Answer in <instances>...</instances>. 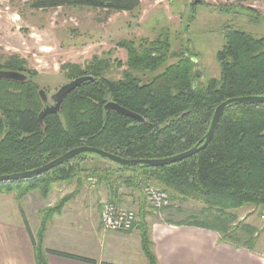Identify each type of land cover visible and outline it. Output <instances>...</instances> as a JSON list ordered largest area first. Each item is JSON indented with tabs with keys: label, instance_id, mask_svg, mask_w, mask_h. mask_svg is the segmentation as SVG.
Instances as JSON below:
<instances>
[{
	"label": "trees",
	"instance_id": "16d2710c",
	"mask_svg": "<svg viewBox=\"0 0 264 264\" xmlns=\"http://www.w3.org/2000/svg\"><path fill=\"white\" fill-rule=\"evenodd\" d=\"M35 9L88 7L112 12H132L139 0H30ZM264 25V17L262 18ZM223 45L215 53L219 76L201 78L193 51L186 48L175 61L166 34L152 40L118 43L127 53L121 77L108 76L111 63L93 57L84 67L62 65L67 81L83 75L87 80L64 99L60 110L38 113L43 103L34 80L37 73L26 60L11 55L0 70L26 74V80L0 79V175L37 168L71 148L92 146L126 159H157L194 146L208 130L214 109L222 101L239 96L264 95V35L240 27L222 28ZM138 73H148L143 81ZM114 101L144 119L138 121L104 105ZM86 154H79L50 170L28 179L0 181V193H14L20 200L38 190L46 197L55 183H76V188L94 177L117 195L119 179L130 189L143 191L156 186L169 194V204L149 208L166 214L170 222L174 203L192 200L201 207L177 224L215 231L220 242L253 250L255 228L238 222V212L264 208V103H234L223 111L210 142L196 154L163 166L129 164L115 167H85ZM74 195L70 192L55 205L41 211L34 240L36 264L44 261L43 235L49 217ZM110 202L118 205L117 196ZM131 229L139 232L140 248L147 264H158L147 215L141 210ZM130 229V230H131ZM66 257H74L53 252ZM94 262L91 259L80 258ZM107 264V263H102Z\"/></svg>",
	"mask_w": 264,
	"mask_h": 264
},
{
	"label": "rangeland",
	"instance_id": "374dc122",
	"mask_svg": "<svg viewBox=\"0 0 264 264\" xmlns=\"http://www.w3.org/2000/svg\"><path fill=\"white\" fill-rule=\"evenodd\" d=\"M29 1L0 0V62L11 55L26 60L28 69L37 73L34 80L48 97L68 82L65 70L61 68L65 64L84 67L93 57L106 58L111 63L108 76L120 78L127 59L126 50L118 45L122 40L138 44L141 40H152L166 34L171 51L175 53L168 63L175 61L188 48L196 53L198 69L205 81L219 76L215 53L224 43L223 26L232 25L257 36L264 35V0H201L199 4L193 0H139L138 8L132 12L88 7L35 9L29 6ZM149 75L138 73L143 81L148 80ZM86 155L85 167L116 166L106 158ZM64 184L70 186L72 183ZM55 185L59 184H54L51 191ZM116 185L131 191L127 198L130 201L128 206L136 217L140 208L155 219L166 217L162 211L148 207L142 200L143 191L127 188L121 179ZM37 193L41 201L46 202L49 193L43 197L38 190H33L26 195L33 197ZM174 205H179L182 211L173 210L170 217L173 221L181 220L201 207L200 203L192 200L176 201ZM237 214L239 223L256 225L258 220L264 223L256 210H240ZM128 246L130 253L133 252L134 247Z\"/></svg>",
	"mask_w": 264,
	"mask_h": 264
},
{
	"label": "crops",
	"instance_id": "0c3cea01",
	"mask_svg": "<svg viewBox=\"0 0 264 264\" xmlns=\"http://www.w3.org/2000/svg\"><path fill=\"white\" fill-rule=\"evenodd\" d=\"M88 180L78 189L75 182L70 186L55 183L59 185L50 190L45 204L38 193L33 197L26 195L20 201L12 193L0 194V264H36L34 240L40 213L70 192L74 195L47 221L43 235L46 264H147L137 229L106 231L101 224L102 203L117 196L118 206L129 208L127 198L131 191L116 185L117 195H114L105 182L94 177ZM255 210L246 208L242 212ZM256 211L261 214L264 208ZM147 221L158 264H264V223L261 220L256 225L249 223L255 228L253 250L220 242L215 231L177 224V220L168 223L147 215ZM130 244L134 247L131 253Z\"/></svg>",
	"mask_w": 264,
	"mask_h": 264
},
{
	"label": "water",
	"instance_id": "95a60500",
	"mask_svg": "<svg viewBox=\"0 0 264 264\" xmlns=\"http://www.w3.org/2000/svg\"><path fill=\"white\" fill-rule=\"evenodd\" d=\"M0 79L4 80H11V81H19L22 82L26 79V76L17 71L11 70H0ZM87 80H93V77L90 75H83L76 77L63 85H61L55 93L50 96V100L52 104L48 103V96L44 89L38 90V95L43 103V108L38 113V122L43 123V119L47 114L56 113L60 110V107L66 98V96L76 87L81 85L83 82ZM234 103H251V104H259L264 103V95H247V96H239V97H231L216 106L213 111L210 124L208 130L204 134V136L191 148L177 153L175 155L164 157V158H157V159H126L120 156L114 155L102 149L92 147V146H78L69 149L65 153L59 155L58 157L54 158L53 160L31 170L22 171L13 174H6L0 175V181H11V180H20V179H28L35 176H39L42 173L50 170L53 167L61 165L62 163L66 162L67 160L71 159L72 157L79 155V154H94L103 158H106L115 164L120 166H127L129 164H140V165H150V166H163L168 165L171 163H175L181 161L185 158H188L201 149H203L211 140L214 131L217 127L218 121L220 116L222 115L225 108L229 105ZM105 110H113L121 115L128 116L138 121H143L144 119L141 115L130 111L120 105H118L114 101H109L104 105Z\"/></svg>",
	"mask_w": 264,
	"mask_h": 264
},
{
	"label": "built area",
	"instance_id": "2783aa9c",
	"mask_svg": "<svg viewBox=\"0 0 264 264\" xmlns=\"http://www.w3.org/2000/svg\"><path fill=\"white\" fill-rule=\"evenodd\" d=\"M147 203L154 209H159L169 204V194L153 185L143 188ZM101 224L106 231H129L135 220L136 213L129 208L118 206L110 201H104L101 206ZM264 220V211L260 214Z\"/></svg>",
	"mask_w": 264,
	"mask_h": 264
},
{
	"label": "flooded vegetation",
	"instance_id": "af4514ba",
	"mask_svg": "<svg viewBox=\"0 0 264 264\" xmlns=\"http://www.w3.org/2000/svg\"><path fill=\"white\" fill-rule=\"evenodd\" d=\"M193 1H194L196 4H199V3L201 2V0H193ZM22 74H24V75L26 76L25 73H22ZM26 78H27V77H26ZM25 80H26V79H25ZM25 80H24V81H25ZM51 95H52V94H51ZM51 95H50V96H51ZM48 99H49V100H48V103H49V104H52V101L50 100V97H48Z\"/></svg>",
	"mask_w": 264,
	"mask_h": 264
}]
</instances>
